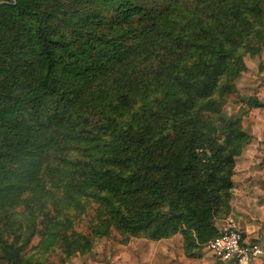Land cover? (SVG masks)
Listing matches in <instances>:
<instances>
[{
  "label": "trees",
  "instance_id": "trees-1",
  "mask_svg": "<svg viewBox=\"0 0 264 264\" xmlns=\"http://www.w3.org/2000/svg\"><path fill=\"white\" fill-rule=\"evenodd\" d=\"M263 53L264 0H3L0 264H66L112 232L198 259L250 141L223 110Z\"/></svg>",
  "mask_w": 264,
  "mask_h": 264
},
{
  "label": "rangeland",
  "instance_id": "rangeland-1",
  "mask_svg": "<svg viewBox=\"0 0 264 264\" xmlns=\"http://www.w3.org/2000/svg\"><path fill=\"white\" fill-rule=\"evenodd\" d=\"M2 2L3 0H0V3ZM244 64L246 71L235 82L236 93L227 98L223 110L226 117L240 118L243 131L250 137L249 143L235 164L229 217L234 220L248 241H257L261 244L263 255L259 264H264V107L253 109L247 103L248 99L256 98L264 105V53L256 57L246 55ZM244 188L246 193L243 192ZM244 197L248 199H242ZM240 208L246 209L248 213H239ZM91 213L90 209L87 215H82L76 222L77 232L89 234ZM220 227L219 224L218 228ZM39 240L37 237L33 244L37 245ZM120 241V236L112 232L109 238L95 241L89 254L76 255L66 264L217 263L204 249L201 250L198 259L186 258L179 235L161 242L131 240L126 246L121 245ZM48 258L50 262L60 264L57 253H51Z\"/></svg>",
  "mask_w": 264,
  "mask_h": 264
},
{
  "label": "built area",
  "instance_id": "built-area-1",
  "mask_svg": "<svg viewBox=\"0 0 264 264\" xmlns=\"http://www.w3.org/2000/svg\"><path fill=\"white\" fill-rule=\"evenodd\" d=\"M217 236L205 245V250L222 264H251L263 255L259 243L246 241L231 217L220 222Z\"/></svg>",
  "mask_w": 264,
  "mask_h": 264
},
{
  "label": "crops",
  "instance_id": "crops-1",
  "mask_svg": "<svg viewBox=\"0 0 264 264\" xmlns=\"http://www.w3.org/2000/svg\"><path fill=\"white\" fill-rule=\"evenodd\" d=\"M238 160V158L236 159V161ZM236 164H237V162H236ZM233 180V179H232ZM234 183V182H233ZM243 192H245L246 193V188H244V190H243ZM242 199H248V198H246V197H244V198H242ZM242 204V203H241ZM243 207V206H242ZM241 209V208H240ZM242 210V211H241ZM241 210H239V213H245V214H247L248 213V211L246 210V209H241ZM220 224V223H219ZM219 224H217L216 223V228L218 227V225ZM245 239H246V241H248V239L246 238V237H244ZM163 241H167V240H163ZM159 242H161V241H159ZM249 242H257V241H250L249 240ZM258 243V242H257ZM260 244V243H259ZM260 246H261V244H260ZM262 248V247H261ZM204 250H205V248H204ZM206 251V250H205ZM206 253H208L209 254V252H207L206 251ZM210 255V254H209ZM211 256V255H210ZM212 257V256H211ZM262 257V256H261ZM261 257L260 258H258V259H256V260H254L251 264H259L260 263V261H261ZM213 258V257H212ZM214 259V258H213ZM215 260V259H214ZM216 261V260H215Z\"/></svg>",
  "mask_w": 264,
  "mask_h": 264
},
{
  "label": "water",
  "instance_id": "water-1",
  "mask_svg": "<svg viewBox=\"0 0 264 264\" xmlns=\"http://www.w3.org/2000/svg\"><path fill=\"white\" fill-rule=\"evenodd\" d=\"M223 117H224V119H226L227 117L223 114ZM166 211H168V208L166 209Z\"/></svg>",
  "mask_w": 264,
  "mask_h": 264
}]
</instances>
